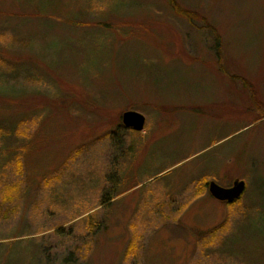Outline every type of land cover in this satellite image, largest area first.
<instances>
[{"label":"rangeland","instance_id":"rangeland-1","mask_svg":"<svg viewBox=\"0 0 264 264\" xmlns=\"http://www.w3.org/2000/svg\"><path fill=\"white\" fill-rule=\"evenodd\" d=\"M176 1L221 48L168 0H0V188L23 186L0 264H264V0ZM238 179L244 207L205 188Z\"/></svg>","mask_w":264,"mask_h":264},{"label":"trees","instance_id":"trees-1","mask_svg":"<svg viewBox=\"0 0 264 264\" xmlns=\"http://www.w3.org/2000/svg\"><path fill=\"white\" fill-rule=\"evenodd\" d=\"M172 10L179 16L181 17H185L188 21L192 22V24H194V27L197 28V29H209L212 34L214 35L215 37V41L217 42V44H219L220 48H221V44H222V37L219 33V31L216 29V26L211 23L205 15H203L201 12L199 11H195V10H192V9H188V8H185L183 7L178 1L176 0H168ZM29 4L31 6H34V3L33 2H29ZM42 7L43 9H39L41 12H43L44 14L46 13H49L50 11H47L46 10V3L42 2ZM198 19V20H196ZM198 21L200 22L202 25L201 27H198L195 22ZM44 26H46V23L44 24ZM31 38V37H30ZM32 40V38H31ZM39 51H41V49H39ZM218 53H219V50H218ZM224 71V70H223ZM6 119H9V118H1L0 119V122H3L5 121L6 122ZM25 122V121H24ZM24 122L22 123V121H20L18 123L19 126H24ZM2 123H0V126H1ZM8 126V124L5 125V127ZM124 128V129H130V128H126L123 124H122V127L121 129ZM6 130V128H4V131ZM133 130V129H132ZM135 131V130H134ZM139 132V131H137ZM7 133V132H6ZM5 133V134H6ZM19 136H23V134L21 133H18ZM105 136V137H104ZM103 137L106 139V140H109V141H112L113 143V140H118V139H123L124 140V137L123 135L121 134V132H119V129H115L114 131L112 132H109V133H106V135H104ZM2 137V136H1ZM102 137V138H103ZM121 152V151H119ZM25 153V151H24ZM25 155H23L24 157ZM19 164V167L21 168L22 167V162L20 160H18V163ZM52 178V177H51ZM44 185L47 184V182L50 183V178L45 176L44 177ZM48 183V184H49ZM44 185H41L44 186ZM205 188L209 190V186L208 184L205 185ZM22 189H23V186H22V183L20 181H17V182H14V183H9V184H2V187L0 188V218H3L5 220H9L15 213H16V210L20 207V204H19V199L21 197V192H22ZM210 193V192H209ZM245 193V192H244ZM243 195L236 199L234 202L232 203H228V202H225L226 204H229L231 205V207H235L236 204H239V205H242L243 206ZM112 198L110 197H107L105 200H103L101 202V205H105L109 202H111ZM221 202V201H220ZM244 207V206H243ZM243 211H246L244 208H242ZM92 215L88 216L89 218L91 217ZM89 227H90V231H89V234H91L92 236L95 235V225L94 223L92 222H89L87 224ZM103 229L104 231H106V228L105 227H102L100 228V230ZM226 230L225 228V223L222 222L220 225L216 226V227H213L212 229H210L206 234H205V237L207 235H210L211 238L214 237V236H217L218 234L219 235H222V233ZM17 232V231H16ZM60 232H63L62 230H58L56 232V234H59V235H62ZM71 234L69 233L68 236H72V231H70ZM11 233H15L14 230L11 231ZM67 234H63V236H65ZM32 238H26L25 240H27L26 242L30 241ZM14 240V239H13ZM8 241V242H3L1 241L0 242V259H3V258H6L7 259V256L9 255H15V254H18V255H22V254H19V253H22L23 250H15L13 253H11L12 250H14V246L15 244H18L19 242H17L16 240L15 241ZM89 242H86L84 245H83V251H80V249L78 250H67L65 252V254L63 255L62 253L58 256L57 253H55L56 249L51 247L50 245L49 246H45L47 244H42L40 247H39V250L36 251V252H33V254H31L34 258H35V255H37V259L43 261L45 260V262H43L42 264H61V260H65L67 262H65V264H84V263H81L79 262L80 259L82 258V255H80L81 253H85L87 251V245H88ZM94 245H95V242L93 243L92 245V248H94ZM43 246V247H42ZM132 248H133V244L130 246V247H127L128 251L127 254L131 253L132 251ZM130 249V250H129ZM47 252H52L54 254V256L52 255V258L51 259H46L47 257L44 255V253H47ZM69 255V260H67V257ZM12 259H15L12 257ZM19 260V258H17ZM14 261V260H13ZM137 261V260H135ZM134 261V262H135ZM138 262V261H137ZM12 264H19V262H14Z\"/></svg>","mask_w":264,"mask_h":264},{"label":"water","instance_id":"water-1","mask_svg":"<svg viewBox=\"0 0 264 264\" xmlns=\"http://www.w3.org/2000/svg\"><path fill=\"white\" fill-rule=\"evenodd\" d=\"M122 123L126 128L142 131L145 127V115L136 111H127L122 116ZM246 189L244 180H236L229 188H224L215 182L209 183V192L213 198L221 202L232 203L240 198Z\"/></svg>","mask_w":264,"mask_h":264}]
</instances>
